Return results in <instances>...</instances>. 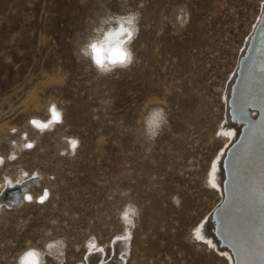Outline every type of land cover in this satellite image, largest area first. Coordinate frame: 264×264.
Instances as JSON below:
<instances>
[{
    "label": "rangeland",
    "instance_id": "1",
    "mask_svg": "<svg viewBox=\"0 0 264 264\" xmlns=\"http://www.w3.org/2000/svg\"><path fill=\"white\" fill-rule=\"evenodd\" d=\"M263 4L0 0V182L39 169L50 190L45 203L0 212V264L29 247L45 264H79L92 239L109 255L128 205L125 264H227L194 232L220 202L206 175L225 146L223 95ZM130 11L140 13L134 61L101 74L80 49L101 17ZM53 106L62 122L37 134L33 119ZM156 107L168 122L150 140L144 120ZM25 139L33 146L12 156ZM59 241L61 254L48 255Z\"/></svg>",
    "mask_w": 264,
    "mask_h": 264
},
{
    "label": "bare ground",
    "instance_id": "2",
    "mask_svg": "<svg viewBox=\"0 0 264 264\" xmlns=\"http://www.w3.org/2000/svg\"><path fill=\"white\" fill-rule=\"evenodd\" d=\"M263 13L264 4L256 26ZM256 26L244 43L237 68L223 95L225 120L219 130L224 134L225 146L211 161L206 175L207 185L218 191L219 204L224 196L226 201L217 212L216 221H213L211 214L200 221L194 232L209 248L222 254L227 264H262L261 256L264 254V19L248 51ZM248 52L249 55L237 74L239 63ZM239 74L238 84L232 91ZM248 106L253 109L246 110ZM231 109L242 114L241 117L233 116ZM57 113L59 119L56 118ZM257 118V122L251 121ZM61 122L62 114L56 106L51 108L47 119H33L37 134L50 130ZM248 124L243 139L230 152L225 163L229 148ZM33 143L34 140L30 139L20 140L13 148L12 156L31 148ZM226 178L228 182L225 187ZM44 179L45 174L39 169L28 170L24 167L4 175L0 182V212L3 208L13 209L26 203H45L50 190L48 191ZM128 219L131 223L127 222ZM122 221V233L111 243L109 255L92 239L87 243L89 254L79 264H125L135 215L128 213L127 218L122 216ZM215 226L219 238L216 236ZM224 244L227 246H222ZM47 249L51 254L59 255L62 246L60 241L52 242Z\"/></svg>",
    "mask_w": 264,
    "mask_h": 264
},
{
    "label": "clouds",
    "instance_id": "3",
    "mask_svg": "<svg viewBox=\"0 0 264 264\" xmlns=\"http://www.w3.org/2000/svg\"><path fill=\"white\" fill-rule=\"evenodd\" d=\"M139 17V12L130 11L125 14L109 13L100 18L99 25L93 29L95 35L80 49L81 54L92 61L97 72L108 74L116 68L132 65L134 53L131 44L139 32ZM167 122L165 109L153 108L144 120L148 139L154 140ZM174 202L179 204L178 199ZM128 213L135 215L132 205H128L122 215L127 218ZM127 222L131 223V220ZM44 256V252L29 247L16 257L15 264H45Z\"/></svg>",
    "mask_w": 264,
    "mask_h": 264
},
{
    "label": "water",
    "instance_id": "4",
    "mask_svg": "<svg viewBox=\"0 0 264 264\" xmlns=\"http://www.w3.org/2000/svg\"><path fill=\"white\" fill-rule=\"evenodd\" d=\"M263 19H264V13L261 15V18H260V20H259V22H258V24H257V26H256L255 32H254V34L252 35V38H251L250 43H249L248 51L250 50V48H251V46H252V42H253L254 38L256 37V35H257L258 29H259V27H260V25H261ZM248 55H249V52H248V53H247V54L241 59V61H240V63H239V67H238V72H237V74L240 73V70H241V64H242V62H243L245 59H247ZM239 78H240V74L237 76V78H236V80H235L234 86L232 87V91H233V89L236 88V86H237V84H238V81H239ZM232 98H233V92H232L231 97H230V103H231ZM230 106H231V105H230ZM231 108H232V107H231ZM250 108H252V107H251V106H248V107L246 108V110H248V109H250ZM252 109H253V108H252ZM231 114H232L233 116H238V117H241V115H242V114H237V113L233 112L232 109H231ZM238 117H237V119H238ZM258 118H259V117H258ZM258 118H257L256 120H251V121H252L253 123H255V122L258 121ZM240 120H241V118H240ZM245 122H247V121H245ZM248 127H249V124H248V126L246 125V126L243 127L242 132H241V134H240L238 140H237V141H236V142H235V143L229 148L228 153H227V158H225V163H226L227 160H228V157H229L230 152H231L232 150H234V148H235V147L240 143V141L243 139L244 134H245V131H246V129H247ZM227 182H228V178H226V180H225V182H224V183H225V187H226ZM225 201H226V197L224 196V198H223L222 202L219 204V206H217V207L213 210V212H212V218H213V221H216V215H217V212H218V211L221 209V207L224 205ZM215 233H216V236L218 237L216 226H215ZM218 238H219V237H218ZM222 246H227V245L224 244V245H222Z\"/></svg>",
    "mask_w": 264,
    "mask_h": 264
},
{
    "label": "snow or ice",
    "instance_id": "5",
    "mask_svg": "<svg viewBox=\"0 0 264 264\" xmlns=\"http://www.w3.org/2000/svg\"><path fill=\"white\" fill-rule=\"evenodd\" d=\"M56 118L59 119V114L58 113L56 114ZM38 126L45 127V125H38ZM261 260H262V264H264V254H262Z\"/></svg>",
    "mask_w": 264,
    "mask_h": 264
}]
</instances>
